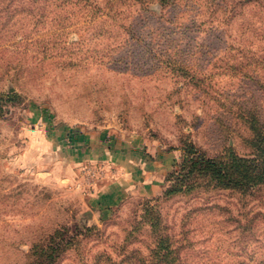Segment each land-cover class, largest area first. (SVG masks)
Listing matches in <instances>:
<instances>
[{
	"label": "rangeland",
	"instance_id": "1",
	"mask_svg": "<svg viewBox=\"0 0 264 264\" xmlns=\"http://www.w3.org/2000/svg\"><path fill=\"white\" fill-rule=\"evenodd\" d=\"M74 1L0 0V264H24L62 227L87 236L58 264L115 258L125 242L148 252L156 216L195 244L189 263L233 264L235 218L258 208L264 190L167 193L191 145L206 157L255 152L247 120L264 126V0L214 21L222 0ZM182 41L197 48L182 52ZM59 131L103 134L161 178L150 195L94 208V221L88 198L123 168L77 163Z\"/></svg>",
	"mask_w": 264,
	"mask_h": 264
},
{
	"label": "trees",
	"instance_id": "2",
	"mask_svg": "<svg viewBox=\"0 0 264 264\" xmlns=\"http://www.w3.org/2000/svg\"><path fill=\"white\" fill-rule=\"evenodd\" d=\"M160 1L175 3V0ZM236 1L222 0L221 4L213 11L209 7L212 11L210 15H213V21L218 19L214 17V13L217 14L218 10L224 15L229 13L230 18L235 20L239 15L237 14L239 9H248L252 4L259 2V0H244V3L242 0ZM76 2L77 0L70 4ZM109 11L99 10L96 17L110 16L112 11ZM204 21H201L199 25L206 26ZM208 21L213 23L210 19ZM204 31L207 32L206 29ZM177 46L181 48L182 52L194 51V48H197L190 42L184 41H182V45L178 44ZM247 125L251 133L248 142L255 150L252 155L245 156L229 152L219 158L206 157V154L191 145L189 151L191 159L186 160V165L175 178L173 189L167 194L169 196L178 193L189 194L200 188L232 190L247 197L255 196L256 192H262L264 190V126L260 124V120L255 115L248 118ZM259 199L264 200V196ZM262 200V206L254 207L250 214H241L240 217L235 218L238 222V226L234 229L237 231L238 238L236 247L238 258L233 264H264L263 260L256 258L257 252L260 249L264 250V202ZM159 218L156 216L155 219L147 222L153 236L152 246L147 248L148 252H144L139 247H132L125 242L120 252H116L117 250L114 252L117 258L108 252H99L94 264H191L186 259V251L188 248L192 249L195 244L191 242L190 238V240L187 239L188 244L177 240L175 235L168 231L169 228L162 227ZM75 229L78 231L77 236H70L69 229L62 227L56 230L43 244L34 245L32 254H28V259L24 264H58L61 254L64 255L65 252L80 244V235L87 236L81 231L82 228L76 226ZM83 229L85 231L92 230L88 227ZM256 244H262V246L252 249L251 246ZM249 251L251 254H248ZM102 258L105 259L102 260Z\"/></svg>",
	"mask_w": 264,
	"mask_h": 264
},
{
	"label": "crops",
	"instance_id": "3",
	"mask_svg": "<svg viewBox=\"0 0 264 264\" xmlns=\"http://www.w3.org/2000/svg\"><path fill=\"white\" fill-rule=\"evenodd\" d=\"M58 137V140L62 141L60 145H70V142H73V149L71 148L68 154H71L77 163L111 161L119 164L121 169L123 168L117 179L101 185L97 192L88 198L89 213L93 215L94 221L96 220L94 208H110L130 194L150 195L156 181L161 178L160 172H157L158 175L154 171L150 172L147 164H144V161L139 160L136 156L121 157V150L115 149L114 145L110 144L111 140L108 141L103 134L88 136L75 131L69 137L68 132L60 133L59 131Z\"/></svg>",
	"mask_w": 264,
	"mask_h": 264
}]
</instances>
